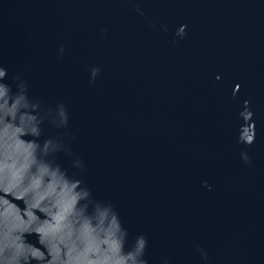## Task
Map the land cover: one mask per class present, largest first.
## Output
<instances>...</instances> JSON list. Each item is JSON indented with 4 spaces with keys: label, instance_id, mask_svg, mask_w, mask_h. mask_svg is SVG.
Instances as JSON below:
<instances>
[{
    "label": "water",
    "instance_id": "1",
    "mask_svg": "<svg viewBox=\"0 0 264 264\" xmlns=\"http://www.w3.org/2000/svg\"><path fill=\"white\" fill-rule=\"evenodd\" d=\"M0 66L43 108L65 105L67 129L45 123L42 138L69 134L84 183L129 241L145 236L148 264H205L198 249L207 264H264V0H0Z\"/></svg>",
    "mask_w": 264,
    "mask_h": 264
},
{
    "label": "clouds",
    "instance_id": "2",
    "mask_svg": "<svg viewBox=\"0 0 264 264\" xmlns=\"http://www.w3.org/2000/svg\"><path fill=\"white\" fill-rule=\"evenodd\" d=\"M133 10L144 17L140 8ZM186 29L187 25L178 26L175 38L184 39ZM160 30L168 32L163 24ZM63 52L61 46L58 54ZM99 72L98 67L89 69L90 83ZM7 77L8 70L0 66V264H148L145 236L129 241L114 206L96 200L84 183V163L65 142L69 134L42 138L45 123L67 129L65 105L45 109L41 101L29 96L20 75L12 76L11 84ZM220 79L215 77L217 82ZM239 89V84L232 88L233 98ZM253 117L250 102L244 100L237 113L236 143L245 148L256 139ZM61 154L71 157L73 171L57 161ZM239 158L250 166L246 151ZM201 187L211 190L206 181ZM13 201H21L22 206ZM33 236L35 243L28 239ZM198 250L207 264L206 252ZM161 264H168L167 258Z\"/></svg>",
    "mask_w": 264,
    "mask_h": 264
}]
</instances>
